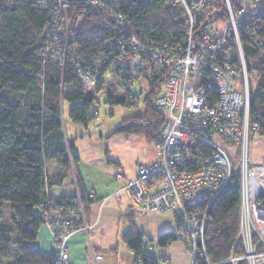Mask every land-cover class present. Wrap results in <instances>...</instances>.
Wrapping results in <instances>:
<instances>
[{
    "label": "built area",
    "instance_id": "2783aa9c",
    "mask_svg": "<svg viewBox=\"0 0 264 264\" xmlns=\"http://www.w3.org/2000/svg\"><path fill=\"white\" fill-rule=\"evenodd\" d=\"M170 1L185 19L177 42L138 40L128 33L124 16L113 5L85 0L86 9L113 17L120 36L113 38L114 51L97 54L90 66L81 67L70 46L67 1L40 0L41 7L52 9L44 29L46 45L39 57L64 65L69 61L79 78L92 86L105 65L115 67V80L108 83H119L128 92L140 77L161 79L151 102L165 118L154 142L157 158L139 165L137 175L126 180L123 188L142 212L173 216L174 237L184 244L191 264H212L204 247L208 207L219 191L235 181L239 226L224 263L264 264V163L252 158V144L260 136L256 116L250 112V80L257 73L246 67L240 38L254 46L263 45L259 19L264 16V0H245L236 9L230 0ZM221 12L224 15L219 18ZM95 98L94 115H98ZM81 199L78 192L65 203H54L46 194L38 208L39 221L49 229L55 245L52 264L69 263L67 241L71 235L90 233ZM143 246L154 257L147 239ZM156 258L164 261V257Z\"/></svg>",
    "mask_w": 264,
    "mask_h": 264
},
{
    "label": "trees",
    "instance_id": "16d2710c",
    "mask_svg": "<svg viewBox=\"0 0 264 264\" xmlns=\"http://www.w3.org/2000/svg\"><path fill=\"white\" fill-rule=\"evenodd\" d=\"M66 1L72 24V53L81 67H88L97 54L113 48V38L120 36L117 23L105 12L86 9L85 0H80L81 5L79 0ZM104 1L124 16L128 33L138 40L177 42L183 35L182 10L170 0ZM242 1L230 0V4L236 9ZM39 2L0 0V264H52L55 254L44 253L31 243L42 225L38 208L45 195L49 193L54 203H65L70 197L53 194L55 187L67 183L71 165L78 161L73 144L62 131V104H70L67 112L72 122L87 124L96 116L93 100L84 94L81 79L71 64L39 57L46 45L44 29L52 9L41 7ZM223 15L221 12L219 18ZM259 25L263 45L254 46L247 38H240L246 67L257 73V86L250 89V112L256 116L259 136H264V16ZM114 71L115 67L106 65L100 69L97 92L102 79ZM146 81L142 113L123 118L107 137L133 133L143 135L149 142L157 141L165 118L151 102L161 79ZM106 99L125 104L124 98L110 94ZM47 163L54 164L56 170L48 171ZM76 181L78 184L80 179L76 177ZM80 195L87 213L84 195ZM6 202L10 203L7 210L3 208ZM239 210V191L234 181L219 191L208 207L204 247L212 264H228L224 261L237 237ZM125 217L128 226L121 239L134 253V262L158 264L159 260L145 250L144 234L134 219ZM171 240H175L171 232L157 239L161 245Z\"/></svg>",
    "mask_w": 264,
    "mask_h": 264
},
{
    "label": "crops",
    "instance_id": "0c3cea01",
    "mask_svg": "<svg viewBox=\"0 0 264 264\" xmlns=\"http://www.w3.org/2000/svg\"><path fill=\"white\" fill-rule=\"evenodd\" d=\"M84 83L86 89L91 90L85 81ZM115 87H106L107 96L110 94L116 97L117 86ZM105 91L101 89L97 95ZM112 130L107 126L101 128L98 124L94 125L92 121L82 124L71 120L70 135L62 128L65 138L74 146L78 161L71 165L72 173L67 183L55 187L58 189L53 190V194L71 196L76 190L82 192L88 209L85 220L91 226L89 234L78 231L68 238L69 264H134V253L121 239L128 226L126 215L134 219L144 234L143 239H147L153 247L154 257H164V261H159L158 264H191L181 241L175 238L165 245L157 241L165 232L174 235L176 227L173 216L168 213L142 212L123 188L126 180L137 175L139 165L151 164L156 160L154 142L147 141L141 134L133 133L107 137ZM252 158L256 163H264V136L252 144ZM46 167L50 172L56 170L52 163H47ZM71 177L75 181L72 179L71 182ZM76 177L80 179L78 184ZM104 198L108 200L101 205ZM37 233L31 244L44 253H54L55 245L49 229L41 225Z\"/></svg>",
    "mask_w": 264,
    "mask_h": 264
},
{
    "label": "rangeland",
    "instance_id": "374dc122",
    "mask_svg": "<svg viewBox=\"0 0 264 264\" xmlns=\"http://www.w3.org/2000/svg\"><path fill=\"white\" fill-rule=\"evenodd\" d=\"M243 1H245V0H243ZM79 2H80V0H79ZM80 5H81V2H80ZM68 6H69V3H68ZM210 12H208V13H210ZM65 14H66L67 19L69 21L70 18H69V14H68V7H67ZM213 22L216 23L215 25H218V20L216 18L214 19ZM219 27H222V25ZM112 80H115L114 74H108L106 77H104V79H102L101 89H103L105 91L106 87H110V88L113 87L114 88L115 86H117L115 95L118 97H123L125 99V104L108 102L106 99L107 98V92L106 91L101 92V94L97 95V91L95 89L97 81L94 84V86H92L89 83H87L85 80H81V87L83 89L84 94L89 95L91 100H93L94 96L98 99L99 105L97 106L96 110H98L99 115L98 116H97V114H96V116L94 115L95 118L91 121L94 123V125L98 124L101 128H106V126H107L109 129H114L122 121L123 118L131 116V115H138L143 110V108H142V98H143L142 94L145 93V91L147 90V87H148L147 81H145L144 78L140 77V79H138L135 84H132L131 89H130L131 91H129V92L127 89L122 87V85L119 83H117V84L115 82L114 83L113 82L108 83V81H112ZM84 81L88 84L89 89H91V90L88 91V89H86V87L84 86V84H85ZM250 82H251V88L254 89L257 86L258 81L256 80V78H252L250 80ZM82 84H83V86H82ZM88 93H90V94H88ZM135 95L137 96V98H135ZM96 98H95V100H97ZM93 102H94V100H93ZM127 103L129 105H126ZM130 104H134V105L130 106ZM69 107H70V104H67V103L62 104V108H61V112H62V117H61L62 119L61 120L62 121H61V123H62V128L65 129L66 133H68L70 135L71 134V133H69L70 118L68 117V112H67ZM71 173H72V170H71ZM72 179L73 178L71 177V180H70L71 182H72ZM56 189H58V188H54V190H56ZM77 193H78V191L76 190V194ZM48 196H49V193H48ZM80 198H81V195H80ZM81 200H82V203L84 206V201H83V199H81ZM9 206H10V203L6 202L4 204L3 208L7 210ZM151 214H153V213H151ZM85 216H86V212L84 211V220H85ZM85 221L87 223V220H85ZM68 261H69V257H68ZM67 264H69V263H67Z\"/></svg>",
    "mask_w": 264,
    "mask_h": 264
}]
</instances>
